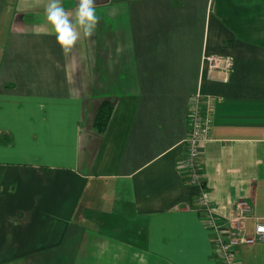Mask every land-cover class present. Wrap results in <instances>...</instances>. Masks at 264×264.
Listing matches in <instances>:
<instances>
[{
	"label": "crops",
	"instance_id": "crops-1",
	"mask_svg": "<svg viewBox=\"0 0 264 264\" xmlns=\"http://www.w3.org/2000/svg\"><path fill=\"white\" fill-rule=\"evenodd\" d=\"M52 0H0V264H220L184 182L189 96H214L204 192L230 226L264 222V0H94L63 54ZM75 24L78 0H58ZM231 56L229 80L203 54ZM218 77V74H215ZM103 100L113 108L93 127ZM237 264H264V241Z\"/></svg>",
	"mask_w": 264,
	"mask_h": 264
},
{
	"label": "built area",
	"instance_id": "built-area-1",
	"mask_svg": "<svg viewBox=\"0 0 264 264\" xmlns=\"http://www.w3.org/2000/svg\"><path fill=\"white\" fill-rule=\"evenodd\" d=\"M232 67L231 56L205 53L202 56L200 80L207 78L226 82L229 80ZM215 74H218V77H215ZM214 104V96L203 93L201 84L189 96L188 131L184 138L185 154L179 162V168L182 169L184 182L198 188L196 202L204 224L211 233L215 258L220 264H237L235 249L239 244L264 241V222L255 218L253 232L247 234L244 219L248 216L249 206L244 199H240L235 203L234 215L230 218V226L223 227L218 223L217 211L205 195L199 158L202 144L210 138L215 113Z\"/></svg>",
	"mask_w": 264,
	"mask_h": 264
},
{
	"label": "clouds",
	"instance_id": "clouds-1",
	"mask_svg": "<svg viewBox=\"0 0 264 264\" xmlns=\"http://www.w3.org/2000/svg\"><path fill=\"white\" fill-rule=\"evenodd\" d=\"M46 11L47 19L54 30L51 34L55 35L57 44L66 55L72 52L80 39L78 29H82L83 35L90 38L100 19L95 11L94 0H78L75 24L59 6L58 0H52Z\"/></svg>",
	"mask_w": 264,
	"mask_h": 264
},
{
	"label": "trees",
	"instance_id": "trees-1",
	"mask_svg": "<svg viewBox=\"0 0 264 264\" xmlns=\"http://www.w3.org/2000/svg\"><path fill=\"white\" fill-rule=\"evenodd\" d=\"M113 105L109 100H103L94 116L93 127L97 132H103L107 126Z\"/></svg>",
	"mask_w": 264,
	"mask_h": 264
}]
</instances>
